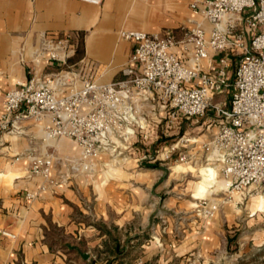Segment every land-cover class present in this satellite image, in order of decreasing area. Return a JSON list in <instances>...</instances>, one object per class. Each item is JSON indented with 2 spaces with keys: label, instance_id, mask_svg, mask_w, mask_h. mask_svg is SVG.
Returning <instances> with one entry per match:
<instances>
[{
  "label": "crops",
  "instance_id": "crops-1",
  "mask_svg": "<svg viewBox=\"0 0 264 264\" xmlns=\"http://www.w3.org/2000/svg\"><path fill=\"white\" fill-rule=\"evenodd\" d=\"M190 2L0 0V114L5 92L30 75L40 33L83 34L82 59L95 79L111 82L123 78L134 46L122 30L170 34L171 50L189 55L192 29L200 23L207 36L211 28ZM223 65L229 86L211 95V105H229L238 51L201 62L212 75ZM145 113L148 138L136 132L112 144L91 174L70 166L79 155L74 141L43 139L45 121L22 119L21 132L0 133V264H264V201L253 186L228 190L208 145L218 129L212 106L172 126L160 104ZM32 155L53 157V183L31 174ZM203 197L219 205L210 218L197 211Z\"/></svg>",
  "mask_w": 264,
  "mask_h": 264
},
{
  "label": "built area",
  "instance_id": "built-area-1",
  "mask_svg": "<svg viewBox=\"0 0 264 264\" xmlns=\"http://www.w3.org/2000/svg\"><path fill=\"white\" fill-rule=\"evenodd\" d=\"M190 8L211 28L207 36L200 23L192 29V49L186 58L171 50L170 34L122 30L121 37L134 46L123 78L111 82L95 79L82 58L67 64L76 49L74 33H40L31 52L30 75L4 94L0 133L21 132L22 119L45 121L43 139L74 141L79 155L69 161L70 166L91 174L97 155L112 144L127 142L136 132L148 138L147 106H163L171 126L180 115L202 117L212 106L218 129L208 145L228 190L253 186L264 198V0H191ZM226 49L238 51L234 92L228 106L211 105V95L229 86L226 62L221 59L224 65L215 75L202 72L201 62ZM48 63L60 67L44 74L41 67ZM177 161H186V156ZM52 166L51 155L30 157L31 174L50 183ZM196 206L208 218L218 209L210 197L200 198Z\"/></svg>",
  "mask_w": 264,
  "mask_h": 264
},
{
  "label": "trees",
  "instance_id": "trees-1",
  "mask_svg": "<svg viewBox=\"0 0 264 264\" xmlns=\"http://www.w3.org/2000/svg\"><path fill=\"white\" fill-rule=\"evenodd\" d=\"M72 36L76 41V49L75 53L67 60V64H77L84 55L83 34H79L78 36L72 34Z\"/></svg>",
  "mask_w": 264,
  "mask_h": 264
},
{
  "label": "rangeland",
  "instance_id": "rangeland-1",
  "mask_svg": "<svg viewBox=\"0 0 264 264\" xmlns=\"http://www.w3.org/2000/svg\"><path fill=\"white\" fill-rule=\"evenodd\" d=\"M204 166H206V165H204ZM204 166H203V167H204ZM218 177L222 178V176H221L220 174H218ZM192 179H194V180H197V181H198V180L200 179V175H199V176H197V175H196V176H193V178H192ZM218 208H219V205H218Z\"/></svg>",
  "mask_w": 264,
  "mask_h": 264
},
{
  "label": "bare ground",
  "instance_id": "bare-ground-1",
  "mask_svg": "<svg viewBox=\"0 0 264 264\" xmlns=\"http://www.w3.org/2000/svg\"><path fill=\"white\" fill-rule=\"evenodd\" d=\"M263 201H264V198H263Z\"/></svg>",
  "mask_w": 264,
  "mask_h": 264
}]
</instances>
